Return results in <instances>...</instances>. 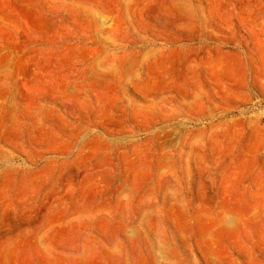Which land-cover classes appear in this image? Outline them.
<instances>
[{
    "label": "rangeland",
    "instance_id": "obj_1",
    "mask_svg": "<svg viewBox=\"0 0 264 264\" xmlns=\"http://www.w3.org/2000/svg\"><path fill=\"white\" fill-rule=\"evenodd\" d=\"M0 264H264V0H0Z\"/></svg>",
    "mask_w": 264,
    "mask_h": 264
}]
</instances>
